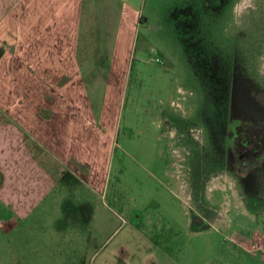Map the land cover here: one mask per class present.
<instances>
[{
  "label": "rangeland",
  "instance_id": "obj_1",
  "mask_svg": "<svg viewBox=\"0 0 264 264\" xmlns=\"http://www.w3.org/2000/svg\"><path fill=\"white\" fill-rule=\"evenodd\" d=\"M133 8L136 41L123 64L110 170L95 159L91 184L88 165L71 158L65 170L35 147L56 184L17 228H0V258L264 264V159L248 169L230 148L239 126L264 124V0H141Z\"/></svg>",
  "mask_w": 264,
  "mask_h": 264
},
{
  "label": "crops",
  "instance_id": "obj_2",
  "mask_svg": "<svg viewBox=\"0 0 264 264\" xmlns=\"http://www.w3.org/2000/svg\"><path fill=\"white\" fill-rule=\"evenodd\" d=\"M119 1L0 0L1 229L17 228L56 184L35 147L65 170L71 158L88 165L91 184L95 159L110 170L141 2Z\"/></svg>",
  "mask_w": 264,
  "mask_h": 264
},
{
  "label": "trees",
  "instance_id": "obj_3",
  "mask_svg": "<svg viewBox=\"0 0 264 264\" xmlns=\"http://www.w3.org/2000/svg\"><path fill=\"white\" fill-rule=\"evenodd\" d=\"M242 133L245 135H242L244 139L245 145H248L250 143V140L253 142L252 144L257 143L258 144V151L264 150V125H256V126H244L243 127ZM259 136L258 141L256 142L255 139H251L252 137ZM255 141V142H254ZM242 144V142H241ZM231 148L235 151L236 148H238V145H234L233 141L230 142ZM245 154L247 156L244 158V160L240 157L242 155H238L237 152L235 151V155L237 156V160L241 162L242 167L248 168V169H253L259 166L260 162L264 159V152L263 153H258L254 154L255 150L257 149H247L246 147L244 148ZM257 151V152H258ZM249 156V157H248ZM251 163H248L250 162Z\"/></svg>",
  "mask_w": 264,
  "mask_h": 264
},
{
  "label": "flooded vegetation",
  "instance_id": "obj_4",
  "mask_svg": "<svg viewBox=\"0 0 264 264\" xmlns=\"http://www.w3.org/2000/svg\"><path fill=\"white\" fill-rule=\"evenodd\" d=\"M257 125H264L263 123L262 124H257ZM244 126H256V125H252V124H249V125H241V126H239L238 127V130L236 131V132H234V133H231V136L234 138L232 141H233V144L234 145H237L238 143H240V147H241V149H243L244 150V148L246 147L247 149H257V150H255V152H254V154H258V153H263L264 152V150H262V151H258V144L257 143H255V144H252L253 142L250 140V143L248 144V145H245V143H244V139L243 138H245V137H242V135H245V134H243L242 133V131L244 130L243 129V127ZM242 134V135H241ZM256 138V142L258 141V138H259V136H256V137H252L251 139H255ZM235 140H236V142H235ZM254 141V142H255ZM241 142H242V144H241ZM231 148V147H230ZM231 150H232V152H233V154H235V151L233 150V148H231ZM245 151V150H244ZM258 151V152H257ZM247 156V154H243L242 156H240L243 160H244V158ZM249 157V156H248Z\"/></svg>",
  "mask_w": 264,
  "mask_h": 264
},
{
  "label": "built area",
  "instance_id": "obj_5",
  "mask_svg": "<svg viewBox=\"0 0 264 264\" xmlns=\"http://www.w3.org/2000/svg\"><path fill=\"white\" fill-rule=\"evenodd\" d=\"M157 62H159V60H157Z\"/></svg>",
  "mask_w": 264,
  "mask_h": 264
},
{
  "label": "clouds",
  "instance_id": "obj_6",
  "mask_svg": "<svg viewBox=\"0 0 264 264\" xmlns=\"http://www.w3.org/2000/svg\"><path fill=\"white\" fill-rule=\"evenodd\" d=\"M237 7H239V6H237Z\"/></svg>",
  "mask_w": 264,
  "mask_h": 264
}]
</instances>
